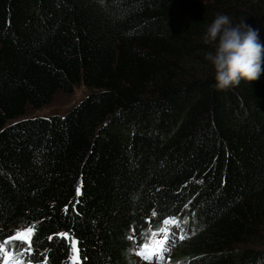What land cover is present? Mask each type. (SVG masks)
I'll return each mask as SVG.
<instances>
[{
    "label": "trees",
    "instance_id": "trees-1",
    "mask_svg": "<svg viewBox=\"0 0 264 264\" xmlns=\"http://www.w3.org/2000/svg\"><path fill=\"white\" fill-rule=\"evenodd\" d=\"M164 226L172 264H264V0H0V235L134 264Z\"/></svg>",
    "mask_w": 264,
    "mask_h": 264
},
{
    "label": "rangeland",
    "instance_id": "rangeland-1",
    "mask_svg": "<svg viewBox=\"0 0 264 264\" xmlns=\"http://www.w3.org/2000/svg\"><path fill=\"white\" fill-rule=\"evenodd\" d=\"M205 2L206 0H195ZM87 90L82 85H73L71 92L56 91L50 102L37 109H27L23 115L16 116L9 122L31 116H48L51 114H63L71 105L79 100ZM7 122V123H9ZM31 233L29 227H19L8 233L0 235V264H43L41 261H26V256H22L21 252H16L12 248L15 243L13 241H22L26 243ZM179 236L174 226L164 227L163 233L158 234L156 238L147 240L139 245H133L130 256L134 264H172L169 262L171 254L177 249ZM23 245V244H22ZM73 247V244H72ZM13 252L10 253L9 249ZM75 254L72 253L71 263L74 261Z\"/></svg>",
    "mask_w": 264,
    "mask_h": 264
}]
</instances>
